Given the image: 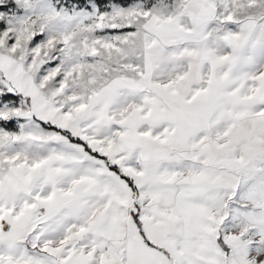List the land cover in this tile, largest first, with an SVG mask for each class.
<instances>
[{
  "label": "snow or ice",
  "instance_id": "1",
  "mask_svg": "<svg viewBox=\"0 0 264 264\" xmlns=\"http://www.w3.org/2000/svg\"><path fill=\"white\" fill-rule=\"evenodd\" d=\"M0 264H264V0H0Z\"/></svg>",
  "mask_w": 264,
  "mask_h": 264
}]
</instances>
